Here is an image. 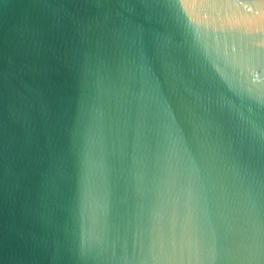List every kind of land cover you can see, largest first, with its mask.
Masks as SVG:
<instances>
[{"label":"water","instance_id":"95a60500","mask_svg":"<svg viewBox=\"0 0 264 264\" xmlns=\"http://www.w3.org/2000/svg\"><path fill=\"white\" fill-rule=\"evenodd\" d=\"M0 264H264V0H0Z\"/></svg>","mask_w":264,"mask_h":264}]
</instances>
